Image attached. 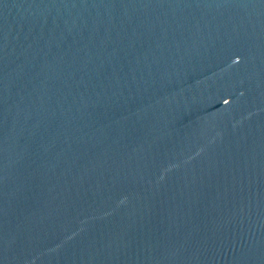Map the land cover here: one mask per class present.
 <instances>
[{
    "label": "water",
    "instance_id": "water-1",
    "mask_svg": "<svg viewBox=\"0 0 264 264\" xmlns=\"http://www.w3.org/2000/svg\"><path fill=\"white\" fill-rule=\"evenodd\" d=\"M0 264H264V0H0Z\"/></svg>",
    "mask_w": 264,
    "mask_h": 264
}]
</instances>
